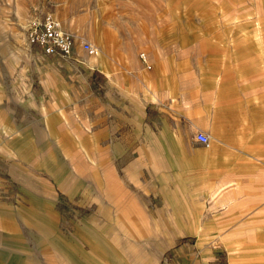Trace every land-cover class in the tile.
I'll list each match as a JSON object with an SVG mask.
<instances>
[{
	"label": "crops",
	"instance_id": "crops-1",
	"mask_svg": "<svg viewBox=\"0 0 264 264\" xmlns=\"http://www.w3.org/2000/svg\"><path fill=\"white\" fill-rule=\"evenodd\" d=\"M129 1L42 0L43 10L47 2H67L53 11L61 23L68 18L82 26L88 10L89 39L101 53L87 63L85 105L86 90L57 73L74 64L72 55L37 58L45 67L43 96L51 98L41 105L47 122L41 116L35 127L29 105L30 113L7 125L15 144L25 149L22 156L54 144L57 157L52 151L41 159H65L70 137L75 151L101 162L94 179L104 164L159 160L160 198L170 208L192 202L179 216L186 225L180 238L187 239L177 247L183 264H218L219 255L225 264H264V25L162 23L161 0L148 14ZM197 132L209 142H198ZM174 177L184 191L167 188ZM210 182L219 188L214 204L190 198L195 186ZM93 183L91 192L98 193Z\"/></svg>",
	"mask_w": 264,
	"mask_h": 264
},
{
	"label": "rangeland",
	"instance_id": "rangeland-1",
	"mask_svg": "<svg viewBox=\"0 0 264 264\" xmlns=\"http://www.w3.org/2000/svg\"><path fill=\"white\" fill-rule=\"evenodd\" d=\"M41 3L0 0V264H68L69 260L73 264H183L185 259L177 254V247L187 239L180 238L186 225L179 216L190 211L192 202L184 200L170 208L169 202L160 198L154 185V166L160 164L159 160H141L128 166L125 161L104 164L94 179L95 163L101 162H91L75 151L74 142H68L70 137L66 141L72 153L65 159H41L52 151L57 157L54 144L31 156H22L25 149L15 144L16 134L7 126L13 116L25 115L30 105L35 127L39 123L36 119L42 116L47 122L48 118L47 108L41 105L51 98L43 96L40 75L45 67L37 59L43 52L29 45L27 30L32 21L46 12L54 13L58 7L64 9L67 2H47L44 10ZM129 3L143 6L148 14L155 1ZM161 10L162 23L264 25V0H161ZM85 15L80 26L68 18L61 23L54 13L63 30L70 25V30H77L67 31L74 38V64L57 73L73 78L76 87L86 90L81 95L83 105L89 100L84 80L87 63L101 53L90 42L88 10ZM82 41L91 43L98 53L88 54ZM143 51L139 50V56ZM26 72L30 73L32 87L25 81ZM95 181L98 193L90 189ZM183 184L182 179L174 177L167 188L184 191ZM212 185L195 186L190 198L199 197L196 199L206 207L208 202L214 204L219 188ZM204 211L207 214L209 209ZM197 213L200 218V210ZM73 244H78L79 252ZM208 245L216 247V242ZM216 261L226 263L223 255Z\"/></svg>",
	"mask_w": 264,
	"mask_h": 264
},
{
	"label": "built area",
	"instance_id": "built-area-1",
	"mask_svg": "<svg viewBox=\"0 0 264 264\" xmlns=\"http://www.w3.org/2000/svg\"><path fill=\"white\" fill-rule=\"evenodd\" d=\"M27 42L30 46H37L45 55L59 54L64 57L72 55L74 46L73 36L62 29L52 12H46L41 18L30 23ZM81 46L90 55L98 53V49L87 41H82ZM140 56L145 61V55L141 53ZM195 139L204 144L209 142L208 135L203 132H197Z\"/></svg>",
	"mask_w": 264,
	"mask_h": 264
},
{
	"label": "bare ground",
	"instance_id": "bare-ground-1",
	"mask_svg": "<svg viewBox=\"0 0 264 264\" xmlns=\"http://www.w3.org/2000/svg\"><path fill=\"white\" fill-rule=\"evenodd\" d=\"M27 51H28V50H27L26 48L23 49V52H24V53H27ZM45 116H47V115H45ZM24 152H25V151H24ZM49 166H50V165H49ZM45 214H46V213H45ZM47 225H48V224H47ZM30 226H31V225H30ZM48 226H49V225H48ZM85 228H86V227H85ZM89 228H90V227H89ZM40 229H41V228H40ZM90 229H91V228H90ZM88 236H89V235H88ZM90 238H91V237H90ZM89 240H90V239H89ZM104 241H105V240H104ZM100 242H101V241H100ZM90 245H91V244H90ZM94 247H95V246H94ZM72 248H73L75 251H78V252H79V250H80V248L78 247V244H75V245L73 244V245H72ZM58 249H59V247H58ZM63 249H64V248H63ZM66 250H67V249H66ZM68 251H69V250H68ZM61 252H62V251H61ZM66 252H67V251H66ZM88 253H89V252H88ZM62 254H63V253H62ZM67 254H68V252H67ZM64 255H66V253H64ZM64 255H63V256H64ZM108 255H109V254H108ZM110 256H111V255H110ZM66 257H67V255H66ZM73 257H74V256H73ZM88 257H89V256H88ZM90 257H91V256H90ZM100 258H101V257H100ZM68 260H69V259H68ZM94 260H95V259H94ZM106 262H107V261H106ZM68 264H73V263H72V261L69 260ZM77 264H79V263H77ZM95 264H97V262H95Z\"/></svg>",
	"mask_w": 264,
	"mask_h": 264
}]
</instances>
